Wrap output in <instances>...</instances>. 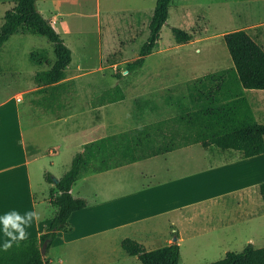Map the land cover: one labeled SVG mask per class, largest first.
<instances>
[{"label":"rangeland","instance_id":"1","mask_svg":"<svg viewBox=\"0 0 264 264\" xmlns=\"http://www.w3.org/2000/svg\"><path fill=\"white\" fill-rule=\"evenodd\" d=\"M155 1L66 0L61 5L60 11L69 14L54 15L55 20L52 21V24L59 30L65 24L68 25L69 32L73 34L60 35L73 52L72 62L75 64L80 60L78 65L82 63L77 72L80 78L76 81L69 80L71 90H84L89 94L75 96L76 106L87 105L93 99V95L97 97L104 89L118 85L125 94L124 102L119 106L122 122L128 123L130 116L131 119H137L138 111L134 104L136 99H149L161 108L175 110L164 103V97L169 89L174 95L184 94L185 83L188 80L231 66L232 61L222 34L235 29H246L264 47V0H173L168 11V18L160 30V37L155 45L156 52L145 57L141 68L127 73L126 63L137 58L140 47L147 37L148 23ZM12 2L15 0H0V25L3 23L4 13L10 8ZM44 14L47 15V11H44ZM54 16H51L50 20ZM58 20L59 25H57ZM172 27L191 33L193 37L189 43H176L172 35ZM157 49L162 50L157 52ZM30 52H42L41 57L44 61L52 60L53 45L40 36L13 34L0 47V72H3L0 73V89L4 90L7 96L17 90H22L21 87L28 83L27 75H30L29 73L33 69H42L43 66L35 65L30 60ZM46 67L48 68V66ZM73 67L68 68V74H72ZM11 71L18 72L15 80L10 75ZM85 72L89 74L81 76ZM90 94L91 98H89ZM242 98L249 103L256 122L264 124V90L245 89ZM41 100V94L26 95L24 109L34 111L38 106L36 104ZM143 112L150 114L151 109L147 107ZM188 119L191 123L190 128L194 129L190 135L191 138L204 137L203 134L207 133V129L203 130L200 112H194ZM85 121L87 123V120L79 119L75 123L78 125L79 122L84 123ZM72 132L73 144L68 143L70 145L68 149L65 148L66 145L63 146L60 156L50 157L45 153V158L31 166L32 186L38 211L41 216L50 219V221L55 211L51 205L46 204L48 203L46 198L49 193V185L45 175H49L52 181L53 178L59 179L69 168L73 156L77 152L89 149L88 146L81 145L87 136L86 130ZM144 132L147 133L143 130L138 136H144ZM132 134L136 135L137 132L129 133L130 136L126 134L127 140L133 137ZM41 135L39 138L42 142H53L51 134ZM69 135V132L62 131L56 136L55 142L65 144L70 141ZM113 147L111 150L116 149L117 146ZM70 148L72 149L70 150ZM96 149H99V152L88 160L92 161L93 163H91L95 166L103 167L105 155L102 151L104 148L100 146ZM97 154H100L101 158L97 157ZM195 158L200 160L199 155H195ZM241 161L237 162L235 167L229 168L233 173L235 170L245 172L243 178L239 177L238 181L237 176H232L234 183L242 182V184L250 186L252 182H264V154L250 159L242 158ZM50 162H53L52 165ZM194 162H186L187 168L194 170L197 166ZM138 169L151 171L153 166L141 163L128 168V171L131 172L128 173L125 180L129 181L130 187H139L140 183L145 180ZM156 169L160 175L168 173L161 167H156ZM174 174L176 175L178 172ZM216 176L225 180L227 174L222 171V173L218 172ZM82 177L81 174L75 181L73 195L77 196L79 193L80 197L93 204L94 196L101 195V192L96 189V183L93 184V180H84ZM119 179L120 177L117 175L112 180L119 182ZM52 185L54 186V181ZM253 190L252 196H255L256 201H250L248 207L242 210L244 212L241 213V215L244 214L243 219L212 234L211 238L220 240L218 246L208 237L198 242L188 241L180 247L178 264L215 262L225 256L224 250L239 252L249 243L255 248L263 247L264 201L260 198L258 186ZM119 194L121 193L116 195ZM25 211L28 209L25 208L23 213ZM84 213L86 215L82 214L84 215L82 218L73 216L72 221L68 220V225L74 224V231L67 230L59 234L53 244V246L57 245L56 249L44 255L46 264H141L136 258L129 257L123 248L115 245L116 240L125 233L131 235L133 228H112V230L100 233L109 235L108 237L112 239L111 245L114 248L112 250L111 245H107L97 237L101 235L91 236L89 234V232H97L100 228L102 229L107 220L101 216L100 218L95 217V213H98L95 209L94 213H90L88 216V212ZM161 219L163 216L156 218V221ZM160 230L164 229L160 227ZM82 234H89L87 235L89 237L82 238L80 237ZM248 236H251V242H247ZM76 237L79 239L76 240ZM108 250L113 253L110 255Z\"/></svg>","mask_w":264,"mask_h":264},{"label":"crops","instance_id":"2","mask_svg":"<svg viewBox=\"0 0 264 264\" xmlns=\"http://www.w3.org/2000/svg\"><path fill=\"white\" fill-rule=\"evenodd\" d=\"M65 1L37 0L36 6L52 24L51 16L69 14L60 11L61 5ZM14 5L15 2H12L9 9ZM44 11H47L48 14L45 15ZM52 18L55 20V16ZM59 23L58 20L57 25ZM60 29H56L59 35L73 34L69 32L66 24ZM246 31L248 32V30ZM68 48L70 49V47ZM160 50L162 49H157V52ZM70 51L71 62L65 69L66 78L64 81H76L80 78L77 72L82 63L78 65L80 61L78 60L74 64L72 62L73 52L71 49ZM153 52H156L155 48ZM41 53L30 52V60L35 65L43 67L42 69H33L29 73L30 75H27L28 83L24 86L21 85L22 90H17L7 96L4 90L0 89V215L13 209L21 214L25 208L38 211L32 186L31 166L45 158V153L50 157L60 156L63 146L66 145L65 148L68 149L70 147L68 143L73 144L72 131L85 129L87 136L81 145L88 146L89 149L83 151L86 155V164L80 175L82 174L84 180H93V184L96 183V189L101 192V195L94 196L93 204L87 201L85 208L73 212L69 221H72L73 216L82 218L84 212H88V216L90 213H94L95 209L98 212L95 213V217L100 218L101 216L107 222L104 223L102 229L100 228L101 230L96 229L97 232H89L91 236L101 235L112 228H133L131 235L125 233L116 240L115 245L123 250L124 242L128 239L139 242L146 250H153L174 242L178 244L180 250V247L188 241L198 242L206 237L218 246L220 240L211 238L212 234L243 219L244 214L241 215V213L244 212L242 210L248 207L250 201H256L255 196H252L253 188L258 186L259 189L262 182H254L255 184L252 182L250 186L237 182V185L231 177L237 176L238 181L239 177L243 178L245 172L235 170L233 173L229 168L235 167L237 162H242L239 154L234 151L221 152L212 146L204 148L201 144L210 138L208 131L203 134L204 137L191 138L190 135L194 129L190 128L191 123L188 117L194 112H200L203 130H205L206 126L202 117L203 109L181 114L176 112V109L157 106V108L151 109L150 114L138 112L137 119H131L130 116L128 123L122 122L119 106L124 100L103 105H98L95 102L105 89L97 97L93 95L89 104H84L81 107L75 105V96L89 94L84 90L74 89L72 91L71 85L67 90L38 92L41 86L36 83L35 75L47 69L46 61L42 59ZM71 66L73 68L70 75L67 71ZM84 74L89 73L85 72L81 76ZM10 75L15 80L18 72L11 71ZM32 94H41L42 100L36 102V106H38L34 111L25 110V96ZM52 95L54 100L51 103L44 102V97ZM19 96L22 99L18 102L16 98ZM89 98H91V94ZM79 119L87 120V123L86 121L79 122L80 125H77L75 122H78ZM24 121H26L25 124ZM143 130L147 133L144 132V136H138ZM62 131L70 133L68 138L70 141L65 144L55 142L56 136ZM135 131L137 134H132L133 137L131 136L132 138L127 140L125 135ZM45 133L53 136V142L40 140L39 135ZM112 145L117 146L116 149L111 150ZM100 146L104 148L102 151L105 155L103 167L95 166L92 161L88 160L99 152L96 147ZM195 155H199L200 160H197ZM97 157H100V154H97ZM186 162H194L200 167L196 166L194 170H190L187 168ZM52 163L50 162L51 165ZM141 163L150 164L153 166V170L138 169L145 180L140 183L139 187H130L129 181L125 180L128 173L131 172L128 171V168ZM159 166L168 173L160 175L156 169V167L160 168ZM222 171L227 174L225 180L216 176L218 172L222 173ZM175 172L178 174L175 175ZM117 175L120 177L119 182L112 180ZM48 185L49 193L46 198L48 203L46 204L51 205L50 191L53 189L52 193L56 195L57 189L54 187L55 183L54 186L52 183H48ZM73 185L70 193L73 197H80L79 193L77 196L73 195ZM249 187L250 189H248ZM117 193L121 194L116 195ZM51 206L55 211V207ZM160 216H163V219L156 221V218ZM41 217L38 223L34 222L33 226L27 229L28 238L38 237L45 232L50 219ZM73 225L72 223L68 225L67 222L64 231H74ZM160 227L164 230H160ZM89 234H82L80 237L86 238L89 237L87 236ZM108 236L103 234L97 237L107 245H111L112 239ZM4 239L0 232V246L3 245ZM75 239L78 240L79 237ZM251 240V236H248L247 242H251ZM53 244L45 252V255L56 249L57 245L53 246ZM111 249L114 250L112 245ZM226 252L228 250H224V254ZM112 253L113 251H109L110 255ZM129 257L137 259L135 256Z\"/></svg>","mask_w":264,"mask_h":264},{"label":"trees","instance_id":"3","mask_svg":"<svg viewBox=\"0 0 264 264\" xmlns=\"http://www.w3.org/2000/svg\"><path fill=\"white\" fill-rule=\"evenodd\" d=\"M36 1L15 0L13 8L4 13L0 25V47L13 34H31L47 39L53 45V58L46 60L48 68L45 71L35 75L36 83L41 86L38 92L67 90L70 82L64 81L65 69L71 62V51L50 21L37 9ZM172 2L155 1L147 37L137 58L126 63L127 73L141 68L145 57L153 52ZM171 30L178 44L188 43L193 37L177 27ZM222 39L232 66L188 80L184 94L174 95L169 89L164 103L181 114L203 109V121L210 136L202 142L204 148L212 146L221 152L234 151L241 158L258 156L264 153V124L256 122L249 103L242 97L245 89L264 90V48L243 29L229 31L222 35ZM124 98L122 88L115 85L105 89L95 102L103 105ZM53 100V95L44 97L47 104ZM134 104L138 112H143L147 107L157 108L149 99H136ZM85 164V153L77 152L69 168L55 184L57 194L53 195L50 191V203L56 210L45 232L20 242L18 246L14 244L8 251H3L0 246V264H46L40 252L42 243L48 241L47 252L58 234L66 229L70 215L87 205L84 198L73 197L70 193ZM45 178L48 183H53L49 175H45ZM259 194L264 201V182L259 185ZM124 250L127 255L137 257L142 264H178L180 260L179 246L175 242L146 250L139 242L128 239L124 242ZM207 264H264V246L255 248L249 243L241 251H228L222 259Z\"/></svg>","mask_w":264,"mask_h":264},{"label":"clouds","instance_id":"4","mask_svg":"<svg viewBox=\"0 0 264 264\" xmlns=\"http://www.w3.org/2000/svg\"><path fill=\"white\" fill-rule=\"evenodd\" d=\"M41 218V213L37 210H28L21 214L13 209L0 215V232L5 238L2 250L8 251L14 244L18 246L20 242L26 241L29 237L27 229Z\"/></svg>","mask_w":264,"mask_h":264},{"label":"water","instance_id":"5","mask_svg":"<svg viewBox=\"0 0 264 264\" xmlns=\"http://www.w3.org/2000/svg\"><path fill=\"white\" fill-rule=\"evenodd\" d=\"M53 181H54V183L56 184L57 182H58V179H55V178H53ZM47 240H45L43 243H42V245H41V249H40V252H41V254L44 256L45 255V250H46V246H47Z\"/></svg>","mask_w":264,"mask_h":264},{"label":"built area","instance_id":"6","mask_svg":"<svg viewBox=\"0 0 264 264\" xmlns=\"http://www.w3.org/2000/svg\"><path fill=\"white\" fill-rule=\"evenodd\" d=\"M51 21H54V19H51ZM21 99H22V98L19 96V97L16 98V101L19 102V101H21Z\"/></svg>","mask_w":264,"mask_h":264}]
</instances>
